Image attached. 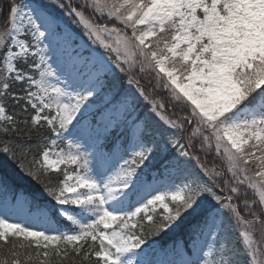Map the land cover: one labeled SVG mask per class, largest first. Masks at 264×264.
Masks as SVG:
<instances>
[{"label": "snow or ice", "instance_id": "snow-or-ice-1", "mask_svg": "<svg viewBox=\"0 0 264 264\" xmlns=\"http://www.w3.org/2000/svg\"><path fill=\"white\" fill-rule=\"evenodd\" d=\"M12 240L0 264H264V0H6Z\"/></svg>", "mask_w": 264, "mask_h": 264}, {"label": "trees", "instance_id": "trees-1", "mask_svg": "<svg viewBox=\"0 0 264 264\" xmlns=\"http://www.w3.org/2000/svg\"><path fill=\"white\" fill-rule=\"evenodd\" d=\"M5 2H6V0H0V7H3ZM18 87L19 86H14V90H17ZM42 134L47 135V132H44ZM208 164H209V166H211V164H212L211 157L208 159ZM51 176H52L53 181H55L58 178H62V176L58 177L57 174L54 172L51 174ZM18 184L22 185L25 188H31V189H39V187H40L39 185H37L35 183V181H31L27 177L23 178L22 180H19ZM249 195H250V198H252L250 191H249ZM184 236H185V233L183 231L178 230L174 235L173 234L164 235L162 233L161 236L156 237V239L158 240L160 245H162V246L167 245L168 246L172 243L173 238L178 239V238L184 237ZM254 239H256L259 242V240L261 239L259 233H256L254 235ZM13 243L19 245V244L23 243V241L12 240L9 244L0 243V259L7 257L8 260L11 261L12 257L9 254V248L11 247V244H13ZM230 243L234 244L235 248H237V249H239L242 246L241 241L238 239L236 232L230 234ZM16 251L19 253V258L23 264V261L25 260L26 255L28 253H31L34 255L36 250L34 248H32V249H27V248L21 249V248L17 247ZM41 259H43V257H41ZM240 259L242 261H244V260H246V257L241 256ZM48 264H70V261L61 259L60 257L50 256L48 258ZM77 264H78V262H77Z\"/></svg>", "mask_w": 264, "mask_h": 264}, {"label": "rangeland", "instance_id": "rangeland-1", "mask_svg": "<svg viewBox=\"0 0 264 264\" xmlns=\"http://www.w3.org/2000/svg\"><path fill=\"white\" fill-rule=\"evenodd\" d=\"M60 147H64V145H60ZM61 168H63V166H61ZM69 171H71V169H69ZM157 212H159V209H157Z\"/></svg>", "mask_w": 264, "mask_h": 264}]
</instances>
